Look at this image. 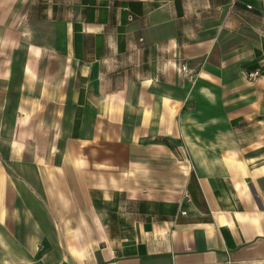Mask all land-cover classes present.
Returning a JSON list of instances; mask_svg holds the SVG:
<instances>
[{"label":"crops","instance_id":"1","mask_svg":"<svg viewBox=\"0 0 264 264\" xmlns=\"http://www.w3.org/2000/svg\"><path fill=\"white\" fill-rule=\"evenodd\" d=\"M0 264H264V0H0Z\"/></svg>","mask_w":264,"mask_h":264},{"label":"built area","instance_id":"2","mask_svg":"<svg viewBox=\"0 0 264 264\" xmlns=\"http://www.w3.org/2000/svg\"><path fill=\"white\" fill-rule=\"evenodd\" d=\"M181 69H182V73H183L185 76L190 75V70H189L187 64L182 65V68H181ZM260 74H261L260 71L250 72V73L248 74V78H249L250 80L254 81V80H257V79L260 77Z\"/></svg>","mask_w":264,"mask_h":264},{"label":"rangeland","instance_id":"3","mask_svg":"<svg viewBox=\"0 0 264 264\" xmlns=\"http://www.w3.org/2000/svg\"><path fill=\"white\" fill-rule=\"evenodd\" d=\"M13 251L15 252V249L12 248V247H10V248H9V253H11V252H13Z\"/></svg>","mask_w":264,"mask_h":264}]
</instances>
